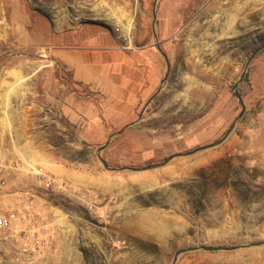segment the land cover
Here are the masks:
<instances>
[{
  "label": "rangeland",
  "instance_id": "1",
  "mask_svg": "<svg viewBox=\"0 0 264 264\" xmlns=\"http://www.w3.org/2000/svg\"><path fill=\"white\" fill-rule=\"evenodd\" d=\"M114 1L132 13L134 45L155 47L156 15L165 56L161 81L122 127L85 133L80 143L64 119H43L40 148L17 149L23 135L5 130L24 120L9 113L30 105L28 88L1 83L17 79L10 71L18 63L38 65L45 55L29 47L0 57V156L44 171L53 184L41 192L51 229L39 236L48 246L37 264H174L189 249L175 264H264V244L251 246L264 243V49L253 56L264 47V0ZM59 71L51 78L72 87ZM48 76L36 74L42 105ZM83 150L86 160L74 161ZM62 181L68 189L59 191ZM33 183L21 178L23 188Z\"/></svg>",
  "mask_w": 264,
  "mask_h": 264
},
{
  "label": "crops",
  "instance_id": "2",
  "mask_svg": "<svg viewBox=\"0 0 264 264\" xmlns=\"http://www.w3.org/2000/svg\"><path fill=\"white\" fill-rule=\"evenodd\" d=\"M117 8L125 10V18L113 16ZM0 14L7 22L6 37L15 48L50 49L38 65L18 63L10 71L17 79L1 83L28 88L30 105L9 113L10 118L24 120L12 122L5 130L23 135L16 148L25 153L43 144L38 139L43 119L57 125L58 119H64L77 129L80 143L85 133L106 134L126 125L163 76V52L133 44L132 13L114 0H0ZM115 26L120 27L119 33ZM122 37H128L129 43ZM126 45L131 49H125ZM25 68L33 70L28 77ZM58 69L61 75L65 71L71 76L72 87L62 77L51 78ZM38 71L49 75L42 81L43 105L35 98L39 96L35 90ZM43 109L46 112L41 114Z\"/></svg>",
  "mask_w": 264,
  "mask_h": 264
},
{
  "label": "built area",
  "instance_id": "3",
  "mask_svg": "<svg viewBox=\"0 0 264 264\" xmlns=\"http://www.w3.org/2000/svg\"><path fill=\"white\" fill-rule=\"evenodd\" d=\"M6 23L0 14V57L14 58L17 48L6 37ZM114 31L119 33L120 27L115 26ZM121 39L129 43L128 37ZM125 49H131L130 45ZM49 52L50 49L37 48L35 54L44 56ZM24 176H32L34 187H22L21 178ZM51 189L53 184L44 171L18 159L0 156V264L38 263L39 251L48 246L39 236L48 235L51 229L46 211L49 201L43 193ZM56 189L64 191L68 186L62 181Z\"/></svg>",
  "mask_w": 264,
  "mask_h": 264
},
{
  "label": "water",
  "instance_id": "4",
  "mask_svg": "<svg viewBox=\"0 0 264 264\" xmlns=\"http://www.w3.org/2000/svg\"><path fill=\"white\" fill-rule=\"evenodd\" d=\"M155 22H156V15H154V21H153V25H152V27H153V33H154V40H155V42H156L155 47H156L159 51H161V48H160V45H159V41H158V37H157V34H156V32H155ZM263 49H264V47L261 48V49H259V50H257V51L253 54V56H255L257 53H259V52H260L261 50H263ZM168 70H169V66H168ZM167 77H168V74L166 75V77H165V81H164V82H166ZM237 97H238V99H239V101H240V103H241V105H242V108H243L242 113H241V115H240V118H241V117L243 116V114L245 113V106H244L243 99L241 98V96L237 94ZM152 99H153V98H152ZM152 99H151V101H152ZM141 117H142V114H140L139 119H140ZM128 127H129V126H126L123 130H121V131L119 132V134L122 133V132H123L126 128H128ZM234 128H235V124L231 126V128H230L229 131L225 134V136L223 137V139H222L221 141H219V142H218L217 144H215V145H211L209 148L214 147V146H216V145H220V144H222V143L228 138V136L231 134V132L234 130ZM111 139H112V137H110V139L108 140V142L106 143L105 146H103V147H101V148L99 149V152H101L102 150L105 149V147L110 143ZM101 161H102V163L104 164V166H105L106 168H108L107 163H106L103 159H101ZM143 170H146V169H141L140 171H143ZM262 244H264V243H259V244L251 245V246H260V245H262ZM201 249L204 250V251H207V252H216V251H222V250H236V249H238V247H233V248H223V247H201ZM192 250H196V249H189V250H180V251H178V252L176 253V256H175V263H176L178 257H179L181 254H183V253H185V252H188V251H192ZM175 263H174V264H175Z\"/></svg>",
  "mask_w": 264,
  "mask_h": 264
},
{
  "label": "trees",
  "instance_id": "5",
  "mask_svg": "<svg viewBox=\"0 0 264 264\" xmlns=\"http://www.w3.org/2000/svg\"><path fill=\"white\" fill-rule=\"evenodd\" d=\"M87 153L86 151H79L78 153H75L73 160L78 162H84L86 160Z\"/></svg>",
  "mask_w": 264,
  "mask_h": 264
}]
</instances>
